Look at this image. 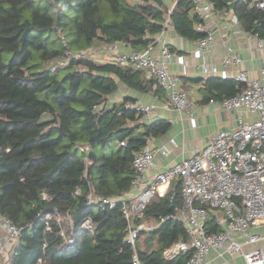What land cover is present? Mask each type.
Wrapping results in <instances>:
<instances>
[{"label": "trees", "instance_id": "obj_1", "mask_svg": "<svg viewBox=\"0 0 264 264\" xmlns=\"http://www.w3.org/2000/svg\"><path fill=\"white\" fill-rule=\"evenodd\" d=\"M211 1L214 8L228 9L231 0ZM161 4L0 0V215L20 228L6 264H131L133 250L125 240L120 206L89 205L87 196L116 198L132 189L133 157L145 142L142 133L126 123L141 112L123 108L126 102L109 106L108 95L118 81L140 87L142 79L139 69L100 61L91 49L118 41L136 45V38L156 33L167 13ZM190 7L188 0H179L169 19L180 33L198 38L202 32L193 26L198 19L196 14L190 17ZM235 12L247 29L264 35V10L239 0ZM152 41L143 38L139 43L144 47ZM210 80L205 81L207 99L222 100L243 85L219 80L213 91ZM144 125L152 134L166 127L163 122ZM84 147L94 153L86 164ZM173 188L177 208L178 180L145 207L142 219L156 226L138 234L135 247L143 264H184L191 254L181 251L172 260L163 255L179 236L185 237L181 221L160 222V216L176 209L170 201ZM58 214L63 217L60 223ZM67 217L77 231L72 244L60 234L61 227L70 231ZM85 217L91 219L93 231L80 228ZM210 227L218 229L211 220Z\"/></svg>", "mask_w": 264, "mask_h": 264}, {"label": "built area", "instance_id": "obj_2", "mask_svg": "<svg viewBox=\"0 0 264 264\" xmlns=\"http://www.w3.org/2000/svg\"><path fill=\"white\" fill-rule=\"evenodd\" d=\"M188 1L197 14L196 28L202 32L193 51V56L199 57L215 42L214 32L206 24L214 4L211 0ZM242 2L248 7L264 10V0ZM222 13L227 15L228 10L224 9ZM233 19L235 21L236 17L233 16ZM168 22L169 14L163 25ZM152 49L151 44L129 52L120 51L114 44L105 46L110 61L127 63L134 69L146 70L168 92L169 106L179 115L192 118L193 104L186 91L179 88L176 75L167 66V60L173 53L166 45H162L158 58L154 56ZM177 61L183 64L187 60L178 55ZM224 61L239 64L241 58L234 55L226 57ZM198 68L203 73L216 71L215 66L208 67L206 64H199ZM221 75L226 77L223 71ZM234 79L243 85L235 94L220 100L219 104L225 109L244 108L256 112L254 119L243 121L238 118L234 128L217 131L202 148L167 165L147 181V172L155 166V154H165L166 151L144 145L133 157L134 175L130 191L116 198L88 194L89 205L97 204L109 208L120 206L126 220L125 240L133 250L131 264H143L135 247L139 232L152 231L156 226L142 219L148 201L154 195H165L174 180L180 182V203L173 212L160 216V222L169 219L181 221L185 237L179 236L176 242L164 249L163 255L166 259L172 260L179 252L189 250L191 254L184 264H202L208 251L214 250L220 256L239 253L245 264H264V253L260 247L245 250L242 243L233 236L241 234L246 243L264 238V82L249 78L246 70L241 67L235 73ZM125 106L141 112L145 117H149L152 110V105L137 100H130ZM83 161L88 163L89 156L86 155ZM75 192H78V188ZM43 197L46 198V194ZM45 216L44 223L47 226L49 215ZM56 219L60 223L61 215L58 214ZM66 219L70 231L68 233L61 227L60 234L66 244H72L77 231L74 230L70 218ZM210 219H213L217 230L211 229ZM257 226H262L263 231H251V228ZM80 228L93 231L91 219L85 217ZM19 232L20 228L10 218L0 215V264H6Z\"/></svg>", "mask_w": 264, "mask_h": 264}, {"label": "crops", "instance_id": "obj_3", "mask_svg": "<svg viewBox=\"0 0 264 264\" xmlns=\"http://www.w3.org/2000/svg\"><path fill=\"white\" fill-rule=\"evenodd\" d=\"M178 1L162 0L159 8L167 11V13H164L163 19L160 21L161 28L154 34L146 32L143 38L153 39L149 44L152 45L154 56L160 57V47L162 45H166L173 53L172 57L167 60V66L176 75L179 88L186 91L188 99L193 104L192 118L179 115L169 106L168 92L160 87L144 69H139V75L142 79L140 87H130L118 81L116 90L108 95L109 106L130 100L152 105L149 117H145L141 113V117L129 120L126 123L127 126L133 128V132L142 133V136L146 137L144 145L156 150L163 148L166 151L165 154L159 152L155 154V166L147 172L146 181L152 179L157 172L167 165L190 156L194 151L202 148L217 131L234 128L237 125L238 118L249 121L257 116L256 112L244 108L225 109L219 104L220 100L207 99L210 91L205 85V81L212 79L208 81L210 86L217 85L219 80L239 83L240 81L234 79V75L241 67L246 70L249 78H257L264 82V35L262 32L260 34L254 29L249 30L246 28L245 23L238 18L235 12L236 5L234 9L229 7L226 9L228 10L227 15H223L224 9H212L206 24L213 30L215 42L201 56L194 57L193 51L197 38L180 33L170 19L165 26L163 25L169 11L176 8ZM188 14L190 17H194L196 14L192 5L188 10ZM233 16L236 17L235 21ZM193 26L196 28L195 21ZM137 43L134 45L118 41L95 46L91 49L92 56L100 61L108 62L110 61L109 54L105 50L107 44H114L120 51L129 52L142 47L139 42ZM178 55L184 56L187 61L183 64L179 63L177 61ZM234 55L241 58L239 64L224 61L226 57H233ZM199 64H206L208 67L215 66L216 71L209 70L203 73L198 68ZM123 65L129 64L124 63ZM222 71L225 72L226 77H222ZM212 87L211 89L215 91ZM150 122H163L166 123V127L163 131L152 134L145 130L144 125ZM210 220L213 222V226L216 227L213 219ZM147 222L152 223L151 221ZM251 231L262 232L263 227L251 228ZM233 236L242 243L243 249L260 247L264 253V238L253 243H246L244 236L241 234L237 233ZM202 264H245V261L239 253L233 256H220L216 251L209 250Z\"/></svg>", "mask_w": 264, "mask_h": 264}, {"label": "water", "instance_id": "obj_4", "mask_svg": "<svg viewBox=\"0 0 264 264\" xmlns=\"http://www.w3.org/2000/svg\"><path fill=\"white\" fill-rule=\"evenodd\" d=\"M238 1L239 0H231V1L228 2L227 5H228L229 8L234 9V7H235V5H236V3ZM263 24H264V20H263ZM142 39H143L142 37H138V38L135 39V42H141ZM123 108H124V106H123ZM142 139H143V141H146V137H142ZM86 150H87V154H88L89 158L91 160H93L94 159V153H93L92 149L90 147H87ZM231 168H233V167H231ZM176 194H177L176 189L173 188V193H172V195L170 197V201H171L172 207H174V208L176 206L175 202H174L175 198H176Z\"/></svg>", "mask_w": 264, "mask_h": 264}, {"label": "rangeland", "instance_id": "obj_5", "mask_svg": "<svg viewBox=\"0 0 264 264\" xmlns=\"http://www.w3.org/2000/svg\"><path fill=\"white\" fill-rule=\"evenodd\" d=\"M97 154H98V157H101V156H102V151H101V149L98 150ZM61 217H62V216H61ZM62 219H63V217H62Z\"/></svg>", "mask_w": 264, "mask_h": 264}, {"label": "flooded vegetation", "instance_id": "obj_6", "mask_svg": "<svg viewBox=\"0 0 264 264\" xmlns=\"http://www.w3.org/2000/svg\"><path fill=\"white\" fill-rule=\"evenodd\" d=\"M43 224H45V223H43Z\"/></svg>", "mask_w": 264, "mask_h": 264}]
</instances>
